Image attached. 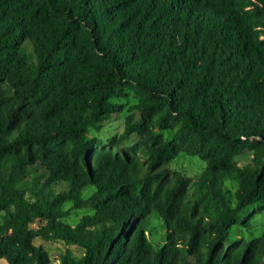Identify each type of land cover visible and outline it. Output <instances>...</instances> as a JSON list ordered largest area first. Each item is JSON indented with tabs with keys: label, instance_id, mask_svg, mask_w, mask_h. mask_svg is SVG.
<instances>
[{
	"label": "trees",
	"instance_id": "16d2710c",
	"mask_svg": "<svg viewBox=\"0 0 264 264\" xmlns=\"http://www.w3.org/2000/svg\"><path fill=\"white\" fill-rule=\"evenodd\" d=\"M128 87L141 118L118 142L137 134L143 152L98 150L90 131L124 110ZM174 126L175 141L153 130ZM247 150L253 164L237 167ZM183 152L206 163L191 184L169 180ZM254 205L264 211V0H0V261L53 264L39 238L84 251L59 264H264V233L228 245ZM72 210L92 214L72 225Z\"/></svg>",
	"mask_w": 264,
	"mask_h": 264
},
{
	"label": "rangeland",
	"instance_id": "374dc122",
	"mask_svg": "<svg viewBox=\"0 0 264 264\" xmlns=\"http://www.w3.org/2000/svg\"><path fill=\"white\" fill-rule=\"evenodd\" d=\"M26 49L30 56H33L32 47L30 44H26ZM121 98L117 101L120 102L124 110L115 114L109 121L103 124L100 131L91 130L90 138L96 139L98 141L97 149H112L116 153L123 154L125 152H130L136 150L138 153L142 154L143 148L141 145V137L137 134L133 135L132 138L119 144V138L125 130V123L128 116L131 114H137L139 119L141 116L138 111L134 109L140 102V95L138 92L132 88H124ZM154 132L166 140H176L178 130L174 127L164 130L159 127H154ZM116 138L115 143H110L109 140ZM254 153L253 151L247 150L241 156H238L234 160V164L239 168H245L253 164ZM170 169L169 180L172 183L175 182L178 176L184 178L188 183H193L197 176H199L206 168V163L203 161L199 155L195 153H181L177 158L171 161L168 165ZM226 185L231 190L232 196L234 195V187L231 183L227 182ZM192 198L191 191L185 194V199L189 200ZM259 205H254L249 207L248 212L245 214L249 218L248 223L244 225H236L233 227L229 244H234L239 241L252 242L253 240L260 238L264 233V211L259 210ZM70 209L69 206L66 208ZM92 214L90 210H72L71 216L68 222L75 225L83 216ZM1 217V214H0ZM1 220V219H0ZM150 225L147 227L149 233V242L154 248L161 246L165 241V233L162 224L152 216L149 219ZM36 246H43L49 251V255L53 264H59V259L61 256L70 252L75 258H81L84 251L79 247H68L65 244L57 241H44L42 239L35 240ZM0 264H7L5 261H0Z\"/></svg>",
	"mask_w": 264,
	"mask_h": 264
}]
</instances>
